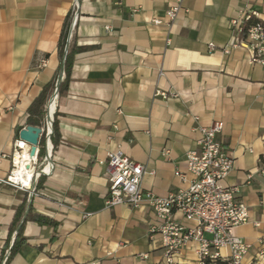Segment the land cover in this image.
Returning a JSON list of instances; mask_svg holds the SVG:
<instances>
[{
    "label": "crops",
    "instance_id": "0c3cea01",
    "mask_svg": "<svg viewBox=\"0 0 264 264\" xmlns=\"http://www.w3.org/2000/svg\"><path fill=\"white\" fill-rule=\"evenodd\" d=\"M175 2L0 0V264L30 208L59 225L25 221L26 243L8 264H166L161 236L150 237L157 218L149 206L107 207V155L124 150L154 172L143 189L166 198L182 187L178 173L198 148V127L216 120L225 124L217 140L235 164L224 184L239 187L237 199L249 209V221L235 230L251 245L243 263L264 264V68L251 64L247 47H230L232 21L255 10L264 22V0H185L172 26L155 25ZM76 8L72 39L85 50L57 101L60 143L47 148L44 138L32 193L1 180L12 170L29 107L61 68L58 45ZM174 221L195 227L180 213ZM196 247L191 242L175 261L197 264Z\"/></svg>",
    "mask_w": 264,
    "mask_h": 264
},
{
    "label": "built area",
    "instance_id": "2783aa9c",
    "mask_svg": "<svg viewBox=\"0 0 264 264\" xmlns=\"http://www.w3.org/2000/svg\"><path fill=\"white\" fill-rule=\"evenodd\" d=\"M121 2L122 0H115L116 5H120ZM184 2L185 0H176L166 12V20L154 19L152 22L155 25L172 26L186 11ZM259 16L257 11L248 10L238 20L232 21L234 40L230 47H247L251 54V64L264 68V22L259 20ZM78 19V8H76L71 25L73 31ZM252 19L259 21L246 29L247 22ZM167 44H171V39L167 40ZM209 48L213 51L216 50L214 44H210ZM231 48H225L223 52L229 54ZM41 65L45 66L46 60H42ZM54 94L55 90L47 106V113L49 112L52 118L56 113L59 98V95L55 96ZM51 128V124L47 121L45 127H42L41 139L45 138L47 148L51 146L53 134ZM224 128L225 124L221 120L198 127V148L186 154V171L178 173L182 187L166 198L143 189L142 183L145 175L147 173L154 174V172H148L143 165L129 158L124 150L117 148L107 155L105 161L108 179L107 207L130 205L139 208L145 205L149 206L157 218V222L150 229V237L154 239L158 235L161 236L165 248L166 264H181L174 258L191 242L197 244V264H244V258L250 252L251 245L235 235L236 228L249 221L248 206L237 199L240 192L239 187L224 184L235 167L233 158L225 153L217 140ZM22 143L24 142H16L12 156V170L7 178L1 181L34 193L41 175L36 170L38 156L33 163L35 176L30 181L29 187L14 179L15 157L21 150ZM50 157L51 153L49 152L48 158ZM176 213H180L186 220L194 222L195 227L189 228L177 224L174 221ZM256 225L259 226V224ZM207 235L211 238H208ZM225 251L227 254L224 253ZM143 258L146 259L147 256L144 255Z\"/></svg>",
    "mask_w": 264,
    "mask_h": 264
},
{
    "label": "trees",
    "instance_id": "16d2710c",
    "mask_svg": "<svg viewBox=\"0 0 264 264\" xmlns=\"http://www.w3.org/2000/svg\"><path fill=\"white\" fill-rule=\"evenodd\" d=\"M73 15H74V12L69 13L67 15L63 30L61 33L59 45H58V54H59V57L62 61V65H64V73H65V78L59 86V96L63 95L64 92L67 91L69 88L70 81H71V73H72V69L74 66L76 55L85 50L84 47L77 46V44L75 42V37H74L70 41L68 53L66 54V46L68 44V40H69V36H70V29H71V25H72ZM257 21H259V20L252 19L251 21L247 22L246 29L250 25L255 24ZM62 65H61V68H62ZM61 68L58 71L54 80L49 82L43 88L40 95L34 100L32 105L29 107L28 118H27V125L28 126L31 125V126H36V127H43L45 125V121L47 118V106H48V103H49L53 93H54V90L56 89V84H57V81H58V78L60 75ZM58 115H59L58 112H56L54 114V117H53V134L51 136V140H52V143H53L55 148L59 145L60 139H61L60 123L58 120ZM19 131L20 130H18V136H19ZM44 143H45V141H44V137H43L40 141L41 148H40V151L38 153L39 159L43 157L44 152H45ZM41 178L42 177L39 178L38 182L41 181ZM37 186H39V183ZM24 212H25V206L18 208L14 222L12 223V226H11L10 234H12L18 228ZM26 221H33V222H36L40 225L52 226L55 228L58 227V225H59V223L57 221H55V220H53L47 216H44V215H41L38 213H34L32 211V208H30V210H29ZM23 226L24 225H22L20 230L17 232L16 240L14 242L12 249H11L10 256H9L6 264H8L13 259V257L20 250L21 246L24 243H26V239L23 237Z\"/></svg>",
    "mask_w": 264,
    "mask_h": 264
},
{
    "label": "water",
    "instance_id": "95a60500",
    "mask_svg": "<svg viewBox=\"0 0 264 264\" xmlns=\"http://www.w3.org/2000/svg\"><path fill=\"white\" fill-rule=\"evenodd\" d=\"M76 2H77V5L79 6V0H76ZM78 14H79V11H78ZM72 34H73V27L71 26L70 36H69L68 44L66 46V54L68 53ZM64 78H65L64 65H62L60 75H59V78H58V81L56 84V89H55V94H54L55 96L59 95V86L62 83V81L64 80ZM46 121L51 124V126H52L51 129L53 131V118L49 112L47 113ZM42 134H43V129L41 127H36V126H31V125L27 126L26 128H24L20 132V140L31 146V155L32 156H36V157L38 156L40 140H41ZM40 173H42V172H40ZM26 217H27V215L24 217V219H23V221L19 227V230L22 227V225L24 224V222L26 221Z\"/></svg>",
    "mask_w": 264,
    "mask_h": 264
},
{
    "label": "bare ground",
    "instance_id": "6f19581e",
    "mask_svg": "<svg viewBox=\"0 0 264 264\" xmlns=\"http://www.w3.org/2000/svg\"><path fill=\"white\" fill-rule=\"evenodd\" d=\"M54 109V107H52ZM37 157L31 155V146L26 143L21 144V150L16 154L15 164L16 169L14 179L23 182L26 186L31 185V180L35 176L33 163Z\"/></svg>",
    "mask_w": 264,
    "mask_h": 264
},
{
    "label": "rangeland",
    "instance_id": "374dc122",
    "mask_svg": "<svg viewBox=\"0 0 264 264\" xmlns=\"http://www.w3.org/2000/svg\"><path fill=\"white\" fill-rule=\"evenodd\" d=\"M37 164H39V161H38V163ZM38 170V169H37Z\"/></svg>",
    "mask_w": 264,
    "mask_h": 264
}]
</instances>
